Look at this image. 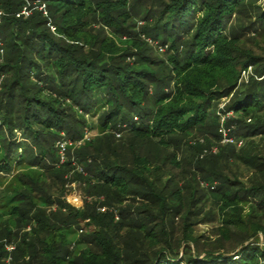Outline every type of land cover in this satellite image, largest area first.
<instances>
[{
  "label": "trees",
  "instance_id": "obj_1",
  "mask_svg": "<svg viewBox=\"0 0 264 264\" xmlns=\"http://www.w3.org/2000/svg\"><path fill=\"white\" fill-rule=\"evenodd\" d=\"M144 1L0 0V171L31 172L4 204L0 187V264H264V242H251L264 239V155L237 153L222 135L264 139V79L238 86L249 66L264 75V55L244 42L264 41V0H169L141 11ZM26 5L31 14L18 17ZM140 12L147 26L137 32ZM141 35L168 57L153 56ZM88 115L103 135L76 149ZM64 138L72 144L61 163ZM232 159L252 173L249 184L222 174ZM71 173L91 200L83 210L64 199ZM199 193L228 215L226 227L244 229L234 249L200 250ZM179 217L176 239L166 226ZM85 221L94 230L75 250L66 230Z\"/></svg>",
  "mask_w": 264,
  "mask_h": 264
},
{
  "label": "rangeland",
  "instance_id": "obj_2",
  "mask_svg": "<svg viewBox=\"0 0 264 264\" xmlns=\"http://www.w3.org/2000/svg\"><path fill=\"white\" fill-rule=\"evenodd\" d=\"M168 1L169 0H145L144 1L145 3L141 4L143 6L141 8V11H143L145 8L146 9L156 8L162 2H168ZM143 16H144V12L142 13L140 12V15L136 19L135 30L137 32H142L143 29L147 26L146 22H144L143 20ZM107 35L113 40H115L116 43L121 47L130 46L132 44L129 36L127 35H125L123 38H119L110 31H108ZM141 37L143 40H145L148 43V46L151 49L150 53H152L153 56L158 57L160 59H166L168 57V48H165L164 51L162 52L160 51V46L157 45L158 42H154L153 39L145 35H141ZM244 42H246L247 44L246 45L247 49L252 50L254 54L258 56L264 55V41L262 39L258 40L255 35H252L250 37H247ZM1 55L3 56L5 55V53H2ZM0 64H2L1 61H0ZM253 78L256 80H263L264 75L261 77L259 74H256L254 67L249 66L248 68H246L245 70L241 72L238 86L242 88L244 85L249 84ZM3 80H4V77L0 73V86ZM232 98H233V95H231L228 98H222L219 103L218 110L219 111L227 110L228 106L231 103ZM228 116H230L231 118H235L233 112H230ZM86 117H87V120L90 122L91 127L85 132L84 140L75 144L76 149H80V147H82V145L84 144L85 140H94L100 137L101 135H103L101 134V128H100V123L98 121V116L88 115ZM225 120H226L225 116L221 115V123L223 124V128L225 125L224 124ZM222 135H224L223 144L232 143L233 149L237 153L242 154V151L248 148L250 149L251 152H253L254 150H258L259 154L264 155V139L262 138L254 139L255 143L251 145L250 143L252 141H247L242 138L240 140L229 139L228 137L229 131L227 129L222 130ZM117 138L120 139V136H117ZM199 138H201L200 135H196V136L194 135V136H191L187 142H183L185 149L182 150V154H183L182 156H186L187 154L189 156V152L186 153V148H188V146L190 145H193ZM62 141H66V139L64 138ZM68 143H69L68 146L72 144V142L70 141ZM183 144H181V146ZM216 151L217 149L214 150V152ZM74 152L75 150H73V153ZM225 153L232 156V153L229 150L228 146L225 149ZM66 156H67V150H66ZM219 165L220 167L222 166L221 168H224V171L223 172L221 171V172L222 174L224 173V176L226 177L228 176L231 179L238 178L244 184H249L250 181L252 180V173L241 162L239 163L235 161L234 159H232L230 163L223 164L220 162ZM78 169L80 170V168ZM26 173L27 174L31 173L29 172V168L27 165L25 166L22 165L21 167L15 166L8 172L0 171V187L8 195V198L2 200L1 204L6 203L7 200L9 201L12 200L11 198H12L13 193L15 192L16 187L17 188L24 187L22 183L20 182L19 177L22 174H26ZM66 177L67 178L65 179L67 181V184L65 187L66 191L64 192V195H65L64 199L72 207L83 210L87 203H91L90 198H88V196L85 193V190H86L85 185H83L82 183H80V181L77 180L74 173H71L67 175ZM201 188L204 191H206V193L209 191L207 184H205L204 182L201 183ZM200 196H201L200 193L196 195L197 203L195 204V206H193V210H195V212H197L198 210H203L202 215L198 217L199 222L196 223V225L193 227V230L196 236H201V240L199 243L200 250H210V248L214 246V244L216 243L217 244L220 243L221 245H223L224 250L234 249L236 247L237 240H238L237 233L240 234L239 236H242L241 233L244 232V229H239L238 227L237 228L226 227V225L224 224V218L225 216H228V215H225L221 207L214 204V201H212L208 196H205L202 199H200ZM11 203L12 202H9V204ZM56 208L57 206L55 205L51 210L56 211ZM100 211L105 212L106 208H101ZM1 212L2 210H0V214ZM248 213H249V210L245 209L243 215L246 216ZM88 222L89 221H85L84 223H80V225L77 227H71L70 229L66 230V234L68 236L69 241L73 244L72 246L75 245V248H74L75 250L78 249L77 246L79 243H81L80 238L84 237L85 235H87V233L94 230V227L88 226ZM182 226H183V220L181 217H179L178 219L175 220V225H173V227L170 228L169 225H167L166 227L168 229L167 231H170L172 230V228H174L175 238L179 239L181 238L182 233H183ZM29 230L30 228H28V231ZM251 242L262 245L264 242L263 236L259 234L256 238L252 239ZM12 249L13 248H11L10 250ZM183 250H184V247L181 249V252H183ZM10 262H11V259L8 260V264H11Z\"/></svg>",
  "mask_w": 264,
  "mask_h": 264
},
{
  "label": "built area",
  "instance_id": "obj_3",
  "mask_svg": "<svg viewBox=\"0 0 264 264\" xmlns=\"http://www.w3.org/2000/svg\"><path fill=\"white\" fill-rule=\"evenodd\" d=\"M29 6L30 5H26L22 12L18 15V17L20 16H26L28 17L31 14V11L29 10ZM40 10H44L45 11V6H41L39 7ZM46 13V12H45ZM160 51H164V48H160ZM0 53H3V50H0ZM69 145V143L67 141H62L58 143V147L60 149V155H61V163H64L66 161V150H67V146ZM71 145V144H70Z\"/></svg>",
  "mask_w": 264,
  "mask_h": 264
}]
</instances>
